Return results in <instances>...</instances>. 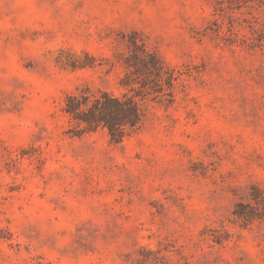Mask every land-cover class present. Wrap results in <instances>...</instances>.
<instances>
[{
	"label": "rangeland",
	"instance_id": "1",
	"mask_svg": "<svg viewBox=\"0 0 264 264\" xmlns=\"http://www.w3.org/2000/svg\"><path fill=\"white\" fill-rule=\"evenodd\" d=\"M0 264H264V0H0Z\"/></svg>",
	"mask_w": 264,
	"mask_h": 264
},
{
	"label": "trees",
	"instance_id": "2",
	"mask_svg": "<svg viewBox=\"0 0 264 264\" xmlns=\"http://www.w3.org/2000/svg\"><path fill=\"white\" fill-rule=\"evenodd\" d=\"M140 59L150 72L151 67L157 70L163 67L155 56L151 57V62L145 58ZM142 86L144 85L131 87L123 96H116L108 91L95 94L88 90L68 95L65 111L77 130L75 133L92 131L103 126L108 129L112 142L121 143L126 136L140 127L145 115V103L154 92L141 89Z\"/></svg>",
	"mask_w": 264,
	"mask_h": 264
}]
</instances>
